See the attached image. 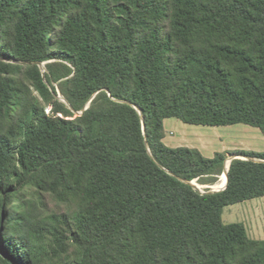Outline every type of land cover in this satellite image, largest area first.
I'll list each match as a JSON object with an SVG mask.
<instances>
[{
  "label": "trees",
  "instance_id": "16d2710c",
  "mask_svg": "<svg viewBox=\"0 0 264 264\" xmlns=\"http://www.w3.org/2000/svg\"><path fill=\"white\" fill-rule=\"evenodd\" d=\"M166 119L264 136V0H0V264H264L221 219L264 152L167 147ZM228 155L224 190L185 183Z\"/></svg>",
  "mask_w": 264,
  "mask_h": 264
},
{
  "label": "rangeland",
  "instance_id": "374dc122",
  "mask_svg": "<svg viewBox=\"0 0 264 264\" xmlns=\"http://www.w3.org/2000/svg\"><path fill=\"white\" fill-rule=\"evenodd\" d=\"M44 71V66H41ZM226 127H208L187 125L176 119H166L164 122V139L166 146H187L198 149L204 157L211 158L214 153L221 152L223 146L229 147V139L225 136ZM207 142V143H206ZM257 144L254 150H262ZM230 153V152H229ZM233 155H228V161ZM244 160V159H243ZM221 177V176H220ZM219 177L217 183L211 186H199V191L204 189L217 190L216 185L221 182ZM209 187V188H207ZM212 187V188H211ZM49 209L59 211L49 199ZM221 219L225 224L242 223L250 238L255 240L264 239V197L251 199L242 203L226 206L222 210Z\"/></svg>",
  "mask_w": 264,
  "mask_h": 264
},
{
  "label": "crops",
  "instance_id": "0c3cea01",
  "mask_svg": "<svg viewBox=\"0 0 264 264\" xmlns=\"http://www.w3.org/2000/svg\"><path fill=\"white\" fill-rule=\"evenodd\" d=\"M225 130L226 132L224 134L229 139V142H227L229 147L223 146L221 152H233V151H250L257 153L264 152V136L259 131V129L242 124H236V125L226 126ZM257 144L261 145L262 150H254L255 147H257ZM177 147H187V146H176L174 148ZM188 148H193V147H188Z\"/></svg>",
  "mask_w": 264,
  "mask_h": 264
},
{
  "label": "water",
  "instance_id": "95a60500",
  "mask_svg": "<svg viewBox=\"0 0 264 264\" xmlns=\"http://www.w3.org/2000/svg\"><path fill=\"white\" fill-rule=\"evenodd\" d=\"M42 65H43V64H42ZM42 65H41V66H42ZM41 66H40V67H41ZM41 69H42V68H41ZM57 97L61 99V96H60L59 94H58ZM87 107H88V104H86V106L84 107L83 111L86 110ZM83 111H82V112H83ZM82 112L78 113V115H81ZM143 128H144V127H143ZM233 159H244V160H246L247 158H246V157H243V156H239V155H233L228 161H225V162H224L223 173H222V175H225V178H226V180H225V184H224V186H223L222 188L217 189V190H211V191H209V193L219 192V191H222V190L225 189L226 182H227V171H228V168H229V164H230V162H231ZM185 183L189 184V185L192 186L194 189H197V190L199 189V186H198L197 184H195L194 181H192V182H185ZM207 188H209V187H207ZM211 188H212V187H211Z\"/></svg>",
  "mask_w": 264,
  "mask_h": 264
},
{
  "label": "bare ground",
  "instance_id": "6f19581e",
  "mask_svg": "<svg viewBox=\"0 0 264 264\" xmlns=\"http://www.w3.org/2000/svg\"><path fill=\"white\" fill-rule=\"evenodd\" d=\"M207 143V142H206ZM221 182H219V184L218 185H216L215 186V188H222L223 186H224V184H225V180H226V178H225V175H221Z\"/></svg>",
  "mask_w": 264,
  "mask_h": 264
}]
</instances>
